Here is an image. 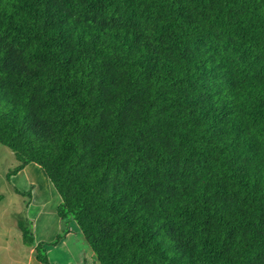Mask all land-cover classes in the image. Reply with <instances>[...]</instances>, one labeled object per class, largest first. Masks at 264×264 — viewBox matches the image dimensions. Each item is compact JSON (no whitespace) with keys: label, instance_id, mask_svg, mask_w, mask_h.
<instances>
[{"label":"trees","instance_id":"obj_1","mask_svg":"<svg viewBox=\"0 0 264 264\" xmlns=\"http://www.w3.org/2000/svg\"><path fill=\"white\" fill-rule=\"evenodd\" d=\"M0 143L95 264H264V0H0Z\"/></svg>","mask_w":264,"mask_h":264},{"label":"rangeland","instance_id":"obj_2","mask_svg":"<svg viewBox=\"0 0 264 264\" xmlns=\"http://www.w3.org/2000/svg\"><path fill=\"white\" fill-rule=\"evenodd\" d=\"M19 163L15 153L0 143V264H23L15 262V260L20 261L25 258L28 249V246L22 241L18 221H25L34 229L35 218L42 211V204L46 201H48L49 210H46L47 213L44 212V216L48 215L51 218L48 220L49 226L45 235L54 238L56 233H60L66 228L72 230L74 227L71 221L63 223L60 220L62 227L58 228L56 211L61 197L40 165L30 163L25 170L9 176L10 171ZM73 231L75 230L73 229ZM71 238L65 245L53 249L52 257L54 256V259H61L68 264H77V252L78 255H92L93 250L84 237L81 243L74 241L73 237ZM88 261L91 262V258H88Z\"/></svg>","mask_w":264,"mask_h":264},{"label":"crops","instance_id":"obj_3","mask_svg":"<svg viewBox=\"0 0 264 264\" xmlns=\"http://www.w3.org/2000/svg\"><path fill=\"white\" fill-rule=\"evenodd\" d=\"M26 168V167H25ZM22 169L21 171L25 170ZM44 170V169H43ZM51 181V180H50ZM61 197V196H60ZM60 203H58V206H59ZM43 205V208H42V211H40V214H38L36 216V220H35V227L33 229L34 231V237H35V240H36V243L40 242V241H47V242H50L52 240H54L57 236L58 233H56L54 236V238H50L48 237L49 235H45V232L47 231L48 229V226L49 224L48 223V220L49 218H51L50 216H44V212H46V210L48 209L49 210V204H48V201H46ZM48 206V207H47ZM46 207V208H45ZM45 208V209H44ZM58 209V207H57ZM57 215H58V212L56 211ZM44 216V217H43ZM42 218H45L44 220ZM60 220L61 218L59 217L58 215V228L60 229L62 227V225L60 224ZM31 222V221H29ZM73 224H74V227L73 229L75 231H73V229L71 230L70 233H68L66 235L65 238H63L57 245L55 246H48V254L50 255V261H51V264H68L66 263L65 261H62L61 259L60 260H56L54 259V256L52 257V254H53V249L57 248V247H61L63 245H65L67 243V241L71 240L73 237L74 241L76 242H79L81 243L82 239L84 236H79L80 234H82L81 230H80V227L77 226L78 224L76 223V221H71ZM19 223V221H18ZM39 225H42L39 227ZM18 227H19V224H18ZM38 227H39V231H38ZM79 227V228H78ZM20 232H21V237H22V241H23V235H22V231L20 229ZM38 234V235H37ZM74 235V236H72ZM83 235V234H82ZM38 236V237H37ZM40 236V237H39ZM82 237V238H81ZM50 238V239H49ZM24 243V242H23ZM26 245V244H25ZM55 251V250H54ZM27 254L25 255V258L21 259L20 261L19 260H15L16 263H23V264H43L42 262H40L38 259H37V256H36V251H35V247L34 246H28V249L26 250ZM88 258H91V262L88 261ZM77 260H78V263L77 264H95V253L94 251H92V255L91 256H86V255H78V252H77Z\"/></svg>","mask_w":264,"mask_h":264}]
</instances>
